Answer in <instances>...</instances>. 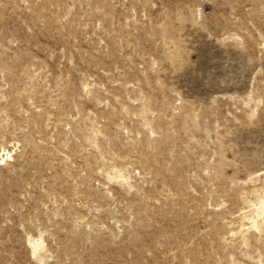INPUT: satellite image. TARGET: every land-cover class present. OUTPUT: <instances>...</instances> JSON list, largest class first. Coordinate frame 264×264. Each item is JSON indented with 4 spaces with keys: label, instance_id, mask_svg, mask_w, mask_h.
Masks as SVG:
<instances>
[{
    "label": "rangeland",
    "instance_id": "obj_1",
    "mask_svg": "<svg viewBox=\"0 0 264 264\" xmlns=\"http://www.w3.org/2000/svg\"><path fill=\"white\" fill-rule=\"evenodd\" d=\"M262 204L264 0H0V264H264Z\"/></svg>",
    "mask_w": 264,
    "mask_h": 264
},
{
    "label": "bare ground",
    "instance_id": "obj_2",
    "mask_svg": "<svg viewBox=\"0 0 264 264\" xmlns=\"http://www.w3.org/2000/svg\"><path fill=\"white\" fill-rule=\"evenodd\" d=\"M6 155H8L7 153H6ZM257 209H261V211H263V209H264V204H262L259 208H257ZM255 224V223H254ZM36 243V242H35ZM30 246L32 247V253H35V251H36V248L38 247V244H30Z\"/></svg>",
    "mask_w": 264,
    "mask_h": 264
}]
</instances>
